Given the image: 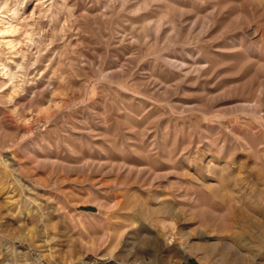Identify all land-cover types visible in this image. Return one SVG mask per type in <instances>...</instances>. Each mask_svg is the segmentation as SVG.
Instances as JSON below:
<instances>
[{
    "label": "rangeland",
    "instance_id": "obj_1",
    "mask_svg": "<svg viewBox=\"0 0 264 264\" xmlns=\"http://www.w3.org/2000/svg\"><path fill=\"white\" fill-rule=\"evenodd\" d=\"M68 1L66 106L0 107V264H264V0Z\"/></svg>",
    "mask_w": 264,
    "mask_h": 264
},
{
    "label": "bare ground",
    "instance_id": "obj_2",
    "mask_svg": "<svg viewBox=\"0 0 264 264\" xmlns=\"http://www.w3.org/2000/svg\"><path fill=\"white\" fill-rule=\"evenodd\" d=\"M68 2L0 0V107L24 124L43 114L49 125L67 104L69 78L61 68L74 61L67 48L75 15Z\"/></svg>",
    "mask_w": 264,
    "mask_h": 264
}]
</instances>
